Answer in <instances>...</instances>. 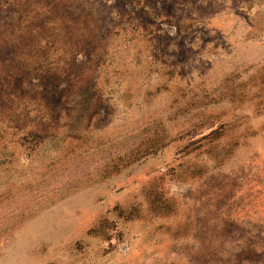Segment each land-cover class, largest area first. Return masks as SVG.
<instances>
[{
  "label": "rangeland",
  "instance_id": "obj_1",
  "mask_svg": "<svg viewBox=\"0 0 264 264\" xmlns=\"http://www.w3.org/2000/svg\"><path fill=\"white\" fill-rule=\"evenodd\" d=\"M0 264H264V0H0Z\"/></svg>",
  "mask_w": 264,
  "mask_h": 264
},
{
  "label": "trees",
  "instance_id": "obj_2",
  "mask_svg": "<svg viewBox=\"0 0 264 264\" xmlns=\"http://www.w3.org/2000/svg\"><path fill=\"white\" fill-rule=\"evenodd\" d=\"M211 133H208V135H210Z\"/></svg>",
  "mask_w": 264,
  "mask_h": 264
}]
</instances>
